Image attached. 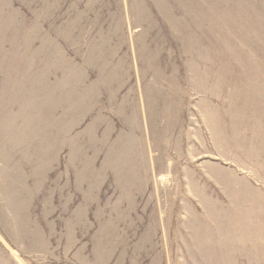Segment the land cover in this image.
Masks as SVG:
<instances>
[{
  "label": "rangeland",
  "instance_id": "obj_1",
  "mask_svg": "<svg viewBox=\"0 0 264 264\" xmlns=\"http://www.w3.org/2000/svg\"><path fill=\"white\" fill-rule=\"evenodd\" d=\"M0 264H264V0H0Z\"/></svg>",
  "mask_w": 264,
  "mask_h": 264
}]
</instances>
